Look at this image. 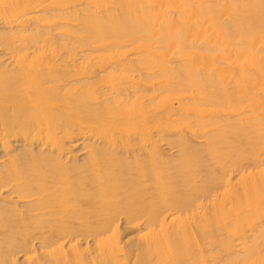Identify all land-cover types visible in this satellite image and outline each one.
Segmentation results:
<instances>
[{
    "label": "bare ground",
    "instance_id": "1",
    "mask_svg": "<svg viewBox=\"0 0 264 264\" xmlns=\"http://www.w3.org/2000/svg\"><path fill=\"white\" fill-rule=\"evenodd\" d=\"M0 148V264H264V0H0Z\"/></svg>",
    "mask_w": 264,
    "mask_h": 264
},
{
    "label": "rangeland",
    "instance_id": "2",
    "mask_svg": "<svg viewBox=\"0 0 264 264\" xmlns=\"http://www.w3.org/2000/svg\"><path fill=\"white\" fill-rule=\"evenodd\" d=\"M16 147L20 149L22 147V145L21 144H19V145L17 144ZM1 152H2V149L0 150V153ZM83 157L84 156H80L81 159H83ZM125 221H126L125 219L121 221L122 236L125 237L124 239L127 240L126 242H130V240H134V238H136L137 232H135L136 231V228L133 225H128ZM1 230H4V229H1ZM80 239H81V241L83 243L85 242V239H83V238H80ZM91 244H92V242H91ZM23 259L24 258H22V255H19L20 262H22Z\"/></svg>",
    "mask_w": 264,
    "mask_h": 264
}]
</instances>
